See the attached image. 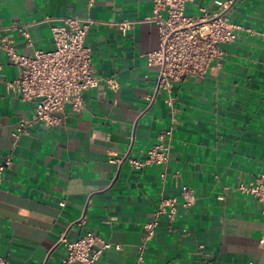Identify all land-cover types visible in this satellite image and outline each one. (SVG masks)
I'll return each instance as SVG.
<instances>
[{"label":"crops","instance_id":"0c3cea01","mask_svg":"<svg viewBox=\"0 0 264 264\" xmlns=\"http://www.w3.org/2000/svg\"><path fill=\"white\" fill-rule=\"evenodd\" d=\"M221 1L189 0L185 13L212 12ZM151 11L152 0H94L91 7L86 0H0V26L24 55L52 49L50 27L61 18L93 20L85 44L94 75L118 83L86 90L79 112L66 105L60 125L32 124L15 142L34 102L5 88L19 68L0 48V162L11 155L0 181V256L8 264H59L66 255L56 244L60 233L76 239L86 230L110 243L92 264H136L143 225L161 197L176 198L177 214L171 223L158 217L140 264H264L262 204L237 190L264 171V0H234L229 19L239 28L221 44L222 58L203 76L156 94L157 67L145 59L158 47L156 25L141 21L125 32L109 25ZM170 125L165 169H132L127 159L143 158ZM182 185L196 197L187 210ZM81 216L84 223L68 229Z\"/></svg>","mask_w":264,"mask_h":264},{"label":"built area","instance_id":"2783aa9c","mask_svg":"<svg viewBox=\"0 0 264 264\" xmlns=\"http://www.w3.org/2000/svg\"><path fill=\"white\" fill-rule=\"evenodd\" d=\"M188 1L152 0L151 15L143 20L109 23L117 24L122 32L141 21L156 25L158 47L145 56L147 66L157 67L154 94L158 91L170 92L175 82L206 74L211 63L222 58L221 44L231 42L237 36L236 29L239 26L229 19L234 0H223L214 11L202 10L199 16L185 13ZM93 3L94 0H86L88 7ZM93 23L89 18L81 19L77 16L61 18L59 23L50 27L53 48L35 49L32 55L17 53L6 33L7 28L0 26V48L5 51L8 61L19 68L15 79L5 81V88L22 101L34 102L31 116L19 121L12 133L15 142L24 129L32 124L60 125L62 121L57 113L62 112L66 105L72 112H79L83 105L82 95L86 90L100 83L111 89L118 87L116 80L94 75L91 51L85 44L86 34ZM19 31L24 35L27 45H31L27 30L19 28ZM154 96H149V101ZM166 102L172 105L170 98ZM172 137L173 127L170 125L158 133V142L146 150L143 158L127 159L125 156L111 160L121 162L127 159L128 165L135 170L149 165H158L165 169L170 158ZM10 164L11 155L8 153L0 162V181L2 172ZM164 174L165 171L161 173L162 178ZM172 175L178 178L179 171ZM237 190L262 204L261 216L264 218V171L248 183H240ZM180 196V205L185 210L195 203L194 191L187 185L181 186ZM177 204L175 197L160 198L154 219L143 225L144 242L138 246L136 264L143 260L145 243L154 236L158 217L165 216L171 223L177 214ZM83 223L84 216H81L68 229ZM56 244L66 250V255L59 264H92L104 249L110 247V243L99 238L92 230H86L76 239H69L66 231H63ZM202 247L201 245L200 248ZM0 264H8V260L0 256Z\"/></svg>","mask_w":264,"mask_h":264}]
</instances>
